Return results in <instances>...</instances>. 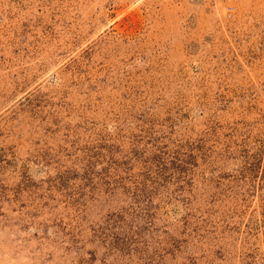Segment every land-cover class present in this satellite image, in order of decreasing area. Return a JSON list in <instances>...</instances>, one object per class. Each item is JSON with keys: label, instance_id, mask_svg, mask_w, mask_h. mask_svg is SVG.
I'll return each instance as SVG.
<instances>
[{"label": "rangeland", "instance_id": "1", "mask_svg": "<svg viewBox=\"0 0 264 264\" xmlns=\"http://www.w3.org/2000/svg\"><path fill=\"white\" fill-rule=\"evenodd\" d=\"M0 264H264V0H0Z\"/></svg>", "mask_w": 264, "mask_h": 264}]
</instances>
